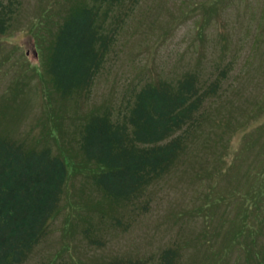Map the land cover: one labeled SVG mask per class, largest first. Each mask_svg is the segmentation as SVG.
Wrapping results in <instances>:
<instances>
[{
    "label": "rangeland",
    "instance_id": "1",
    "mask_svg": "<svg viewBox=\"0 0 264 264\" xmlns=\"http://www.w3.org/2000/svg\"><path fill=\"white\" fill-rule=\"evenodd\" d=\"M69 1L77 3L21 0L12 28L0 37V134L32 144L44 135L54 108L50 113L58 115L64 134L48 143L58 153H74L83 118L77 115L109 106L117 113L124 93L150 79L175 81L196 73L205 83L230 68L204 104L209 118L176 168L135 204L116 206L102 198L91 179L76 173L57 221L25 264L157 258L170 245L182 246V264H246L244 248L252 245L251 236L238 235L235 219L248 206L223 197L264 184L250 176L262 169L264 159V0H139L91 93L65 102L47 74L40 42L44 53ZM251 223L259 230L257 220ZM85 228L103 244L89 243Z\"/></svg>",
    "mask_w": 264,
    "mask_h": 264
},
{
    "label": "trees",
    "instance_id": "2",
    "mask_svg": "<svg viewBox=\"0 0 264 264\" xmlns=\"http://www.w3.org/2000/svg\"><path fill=\"white\" fill-rule=\"evenodd\" d=\"M138 1H69L63 19L57 22V30L44 46V53L40 42L47 74L65 102L74 97L83 99L91 93L109 61L121 27ZM20 6L21 0H0V37L12 28ZM48 15L49 12L43 13L45 18ZM229 68L226 65L217 77L205 83L196 73L183 74L175 81L150 79L124 93L117 113L109 106L77 115L83 118L75 130L78 140L74 153L65 150L58 153L48 143L49 137L58 141L64 134L58 115L50 113L54 108L48 111L44 135L32 144L26 139L0 134V264H25L29 260L49 234L51 224L57 221L76 173L91 179L102 198L115 206L135 204L152 184L182 161L192 137L203 130V123L209 118L204 104L221 88ZM52 117L55 122L50 120ZM251 175L264 181V159L262 169L252 171ZM228 197L248 206L235 219L238 235L251 236L252 245L244 248L246 264H264V184L245 191L239 188L234 195L226 193L223 200ZM72 205L79 208L78 204ZM252 218L259 222V230L252 225ZM114 223L121 224V220ZM93 232L92 228H85L83 235L89 243L102 245L103 238ZM239 238L236 242L242 246ZM182 261V246L170 245L157 258L115 256L94 264H182ZM44 264L82 263L70 258Z\"/></svg>",
    "mask_w": 264,
    "mask_h": 264
}]
</instances>
